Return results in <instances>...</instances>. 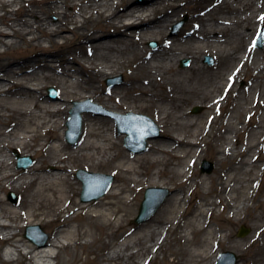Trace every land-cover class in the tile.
<instances>
[{
  "label": "bare ground",
  "instance_id": "obj_1",
  "mask_svg": "<svg viewBox=\"0 0 264 264\" xmlns=\"http://www.w3.org/2000/svg\"><path fill=\"white\" fill-rule=\"evenodd\" d=\"M190 1L152 0L142 5L133 0H0L4 11L0 24L10 30L0 29V47L5 52L23 44L41 50L35 42L46 39L55 43L56 36L69 39L63 32L73 23V33H80L86 41L81 53L92 61L98 78L122 70V60L129 52L138 55L141 72L123 86L115 84L105 95L104 89L95 88V80L88 87L75 82L76 69L68 66L67 58L60 59L65 68H58L53 60L38 59L35 64L50 72L43 76L29 61L11 67L0 59V78L5 73L12 81L6 87L0 80V241L10 246L4 252L9 262L17 254L30 264H51L52 258L63 264L64 253L71 255L73 247L94 243L95 231H112L121 242L96 264H142L140 260L151 264L164 252L169 234L184 231L192 236L184 239L186 244L194 246L185 253V264H214L220 251L231 248L241 254L243 264L249 259L251 264H264V191L260 190L264 176V50H258L252 41L244 45L253 27L264 22V3L215 0L207 14L194 17L196 25L190 32L169 35L170 26L188 10ZM59 2L79 8L83 19L60 14ZM16 5L20 8L15 9ZM54 13L60 17L57 24L49 20ZM96 22L99 28H93ZM111 29L121 37L96 42ZM149 40H159V48L146 49ZM189 44L202 47L193 52ZM184 55L191 61L186 70L177 67ZM208 57H212V65L206 64ZM29 70L33 71L30 75ZM206 74L213 75L207 92L197 101L183 100L179 94L191 91L187 87L191 79L203 80ZM18 77L60 81L64 103L53 102L39 90L17 82ZM239 80L243 82L240 87ZM88 91L90 95L84 94ZM88 97L118 114H140L146 108L126 104L127 98L155 104L162 132L153 135L145 151L135 152L134 140L128 147L122 145L127 135L116 120L90 112L83 118L77 147L67 150V102ZM192 105L205 108L202 116L191 114L188 108ZM6 115L8 122L2 119ZM256 118H260L257 123ZM205 145L218 165L209 176L195 170ZM15 150L33 155L35 164L24 170L15 168L17 158L10 154ZM80 163L114 171L116 181L105 195L89 202L77 199L79 187L71 174ZM146 186L167 187L171 194L153 219L136 226L132 219ZM90 187L99 189L94 183ZM11 191H24L19 203L2 196ZM195 200L199 201L194 213L184 210ZM74 222L76 226H72ZM247 222L252 235L236 241V231ZM37 225L50 227L47 244L42 234L21 237L24 228L37 232L28 230Z\"/></svg>",
  "mask_w": 264,
  "mask_h": 264
},
{
  "label": "rangeland",
  "instance_id": "obj_2",
  "mask_svg": "<svg viewBox=\"0 0 264 264\" xmlns=\"http://www.w3.org/2000/svg\"><path fill=\"white\" fill-rule=\"evenodd\" d=\"M264 3V0H261ZM77 3L79 1H76ZM150 2H152V0H133L132 3H139L142 5H146L149 4ZM60 9H59V13L60 14H64L65 12H67L68 14L71 13L73 15L76 16V18L78 20H82V15L80 13L79 8H73L72 6H64V4L62 2L58 3ZM215 5V0H192L188 3V5L186 6V8L188 9L187 11H185L179 19H176L173 24L170 26L169 30H168V34L171 36H177L178 34L184 33V32H190L193 25L195 24V21H197L196 19L194 20L195 16L201 15L203 16V14H207L205 12H208L209 8H211L212 6ZM15 9H19L20 5H16L14 7ZM39 8H37L38 10ZM40 10H38L39 13ZM89 13H87L88 15ZM0 15H4V11L0 10ZM40 15V14H38ZM37 15V16H38ZM38 18V17H37ZM191 18H193V20H191ZM50 23L51 24H57L59 23L60 17L54 13L51 17H50ZM191 23V24H190ZM99 23L96 22L95 27L93 26V28H99L100 26L98 25ZM98 25V26H97ZM75 24L73 23H69L67 25V29L63 32L64 35H67L69 37V39H65L62 36H56L55 37V43L48 41L46 39L41 40L39 43L35 42L36 44H40L41 45V50H38L36 47L30 46L28 44H23L21 48H17V49H13L10 52H5V48L4 47H0V59L4 60L5 64H10L11 67L15 66L17 67L18 64L25 62V61H29L33 64L34 66V71L37 72L40 76H43L44 74H48L50 72L48 71H42L40 69V67L37 66L36 61L39 60H53L54 64L59 68H65L64 65H61L60 59L67 58L70 62L71 65H68L69 67H73L76 69V71L74 72V77H75V82H79L81 83V85L84 86H89L92 82V80H95L97 83H93L95 88H102L104 89V93L106 95V93H110V89L114 86H110L108 84L109 80H117L118 83H116L117 86H123L124 84H126L132 75H136V74H140V70L139 67L137 66L139 60H138V55H134V52H129L125 55V57L122 60V70H120L118 73L114 74V75H110V76H106L104 78H98L95 70H93L91 67L93 65L92 61H90L88 59V57L83 56L82 55V45L83 42L85 41L84 37L81 36L80 33L78 34H74L73 30H74ZM0 29L3 31H10L8 29L7 26L0 24ZM263 34V39H264V22H262L261 24H258L257 26H254L251 33H249L248 37L246 38L244 45L248 46L251 41L253 42V46L257 47L258 50H264V41L262 42V45L259 46L258 45V40L260 35ZM100 39H96V42H100V41H105V40H110V39H117L121 37L120 33H117V31L115 32L114 29L109 30V32H105L104 34H100ZM86 42V41H85ZM146 49H151V50H157L160 46V41L159 40H149L147 41V43L144 45ZM189 50L191 51H195V49L199 50L200 47H202V45L200 44V46H197L195 44H189L188 45ZM140 53V51H139ZM183 59H188L189 63L187 66L183 67L182 66V60ZM77 60L79 64L74 63V61ZM214 63V61L212 63H210L207 59L206 64L207 65H212ZM191 65V61L189 57H186L185 55L183 56V58L180 60V62L178 63L177 67L186 70L187 68H189V66ZM32 70H29L28 74H32ZM9 74V73H8ZM10 76L6 75L5 73L1 74V78L0 80L6 84V87H9L12 85V81L10 79ZM89 78H91V81H89ZM170 79H174L172 77H168ZM167 80V78H166ZM192 81L190 82V84H188V88L191 89V91L187 92V93H183V94H179L183 100H192V101H197L198 97H202L205 93L207 92V84L213 82V75L212 74H206L205 78L203 80L197 79V78H192ZM16 81L21 83L24 82L27 86H30L32 88H35V90H39L41 93H43L46 97H48L50 100H52L53 102H57V103H64L63 100V96L61 93V83L59 82H49L43 79H39V81H25L22 80L20 77L16 78ZM60 83V84H59ZM243 82L241 80H239L238 82V86H242ZM51 89H54L57 92V97L53 98L51 95ZM193 90V91H192ZM38 92V91H37ZM84 94L90 95L91 93L85 92ZM91 99L93 102V105H95V107L93 108L94 112H91L93 114L105 117V118H110L111 120L115 121L116 119L110 115V112H112L113 110L108 108V107H104V105H102L101 103H99L98 101L94 100L93 98H79V99H71L68 100L67 102V109H66V124L68 123V120L71 118V110L75 107L74 106V102H78V101H84L86 102L87 100ZM134 99L131 98H127L124 100V102L128 105L134 104V105H138L139 107H146L145 109L142 110V112H140V114L143 115H147L149 116L151 119H153V121L155 122V124L157 125V128L159 129L160 133L162 132L161 127L157 121V114L155 113V108H157L158 106L152 103H146L143 101H137L136 103L133 101ZM233 104L232 100L230 101V106ZM86 106H90L89 104ZM201 107V111L198 113H194V109L196 107ZM229 106V107H230ZM258 107V106H257ZM159 108V107H158ZM189 111L191 112L192 115H194L195 117H200L202 116L203 112L205 111V108L202 105H196V106H190V108H188ZM90 112H83L82 116L83 118H85L88 114H91ZM138 113V112H137ZM5 122H8L10 120V117L8 115L4 116L2 118ZM174 119H170V122H173ZM256 123L259 122L260 118H256ZM245 127L248 128V126L246 125ZM246 128V129H247ZM68 130V127H66V131ZM250 131V130H249ZM60 134H62V132H60ZM247 136L250 137V133L247 132L246 134ZM246 135H244V138L246 137ZM64 137V136H63ZM64 142L65 144H67L68 149L67 150H73V148L77 147V145H73L70 144L67 139H66V133H65V137H64ZM248 138V137H247ZM153 139L148 141V144L150 143V141H152ZM44 143V142H42ZM56 142H53L52 144H55ZM78 144V143H77ZM243 144L246 145L245 141L243 140ZM122 145L125 146V139H123ZM204 153L202 154V156L198 159L195 170L198 171L200 174H203L205 176H209L211 174H213L218 165L215 164V161L213 160V152L212 150L205 145L203 147ZM10 154H12L13 156H15V158L18 157V154L21 157H25L28 158L30 157L32 160V165L35 164V159L33 157V155L31 154H27V155H22L20 153V151L15 150L13 152H11ZM263 155V153H262ZM207 160L209 162L212 163L213 165V171L212 173H203L201 168L203 165V161ZM18 158L17 161L15 163V168L19 169V164H18ZM25 163H30L29 160H26ZM258 165L261 166L263 165V162H259L258 161ZM80 169H86L89 170L91 172H95V173H103V174H107V175H112L113 176V183L112 185L115 183L116 181V176L114 175V171L112 169H110V167H106L103 166L101 168H94V167H90L87 164L84 163H80L77 165V167L72 168L73 172L71 174L73 180L75 182H77V186L78 188V200H81V192H82V183L81 181L77 178V171ZM24 170V169H23ZM147 188H150V186H146L142 193L141 196L138 200V204H137V215L132 219V222L136 225V226H140L141 224L153 219L156 214L158 213V211L155 213V215H153L149 220L141 223V224H137L135 223V219L138 216L139 210H140V206L141 203L144 199V194ZM155 191V197L156 199L166 195V190L168 191V195L169 196L171 194L169 188L167 187H158ZM165 189V190H163ZM260 190L264 191V176L262 178V183H261V187ZM24 191H20V192H15V191H11L7 194H2L3 197H7L9 198V194L10 193H14L17 197V201L14 202L12 200H10L13 203H19L21 201L22 195H23ZM168 198V197H167ZM94 201V200H93ZM198 201L199 200H195V201H191V203L189 202V204L187 205V207H185L184 210L187 211H191L192 213H194L198 207ZM164 204V203H163ZM162 204V205H163ZM161 205V206H162ZM79 221H82V216L79 217L78 219ZM77 222H74L72 224V226H76ZM42 228V231L45 233V235H47L48 240L46 242V244L48 243V241L50 240V227L48 226H42L39 225ZM242 226H246L249 229V232L246 236L244 237H239L238 236V232L241 229ZM26 229L24 228L23 231H21V237H25L26 234ZM112 231H108V232H104V231H95L94 236L96 237V240L94 241L93 244L87 246V247H73L72 250L70 251L71 255H68V253H64L63 254V264H96L98 262V260L102 259L105 255L109 254L111 251H113V249L115 247L118 246V244L121 242V238L119 235H112L111 234ZM253 233L252 231V226L250 222H247L246 225H241L238 230L236 231V241L238 242H243L245 241L249 236H251ZM170 236L168 237V240L165 243V250L164 252L160 251L157 255V258L155 260L152 261L151 264H185L188 261V257L185 256L186 252H191L194 249V246L191 245H187L185 240H190L191 239V235L188 234V232H184V231H177L173 234H169ZM201 237V236H200ZM41 238H44L43 236ZM90 238H87V240ZM185 239V240H184ZM42 240V239H41ZM66 241V240H64ZM9 244L3 241H0V264H30L29 261L20 258L17 254L13 255L14 258V262H9L8 258L4 255V252H6V250L9 249ZM56 251V250H54ZM225 252H233L238 259L237 264H243V258L241 256V254L231 248V249H225L219 252L218 257L216 259V261L214 262V264H217L219 259L221 258L222 254ZM142 264H145L144 260H140ZM51 264H61L59 262L58 259L56 258H52L50 260ZM252 261L251 259H249L247 261L246 264H251Z\"/></svg>",
  "mask_w": 264,
  "mask_h": 264
},
{
  "label": "water",
  "instance_id": "obj_3",
  "mask_svg": "<svg viewBox=\"0 0 264 264\" xmlns=\"http://www.w3.org/2000/svg\"><path fill=\"white\" fill-rule=\"evenodd\" d=\"M260 45H261V41H260ZM187 65H188V61H183V66H187ZM52 96L56 97L55 90H52ZM88 102H91V101H88ZM82 104H83L82 102H76L75 103L76 107L71 112L72 116H71V119L69 121L70 130L67 133L68 139L71 143H75L77 141L80 133H81L82 121H83L81 113L83 111L89 110V109H81L80 106ZM198 111H200V109L195 110V112H198ZM129 116L135 117L136 115L130 114ZM118 117L119 118H125L124 116H118ZM132 137H133V135H132V133H130V136L127 139L128 145H130V143H132ZM146 141H147V138L143 137L141 140V148L136 149L138 152L143 151L145 149L146 144H147ZM23 161H24V159H21V162H23ZM30 165H31V163H27V164L20 163L19 166L23 167V168H27ZM212 170H213V165L210 162L205 161L204 166L202 168V171L211 173ZM77 176L83 182L82 200L84 202L91 201L93 199H98L99 197L103 196L107 192V190L109 189L111 182L113 180L112 177H110V176L101 175V174H94V173H90L86 170H80L78 172ZM93 178L107 179L105 186L95 195L90 194V191H89L90 190V182ZM154 191H155L154 189H148L146 191L145 199L142 203L139 217L136 220L137 223H142V222L148 220L149 218H151L156 213V211L158 210L160 205L164 202L166 196H163L157 202H154V200H153V192ZM12 198L14 200H16L15 196H13V195H12ZM31 229L40 230V227L35 226V227L29 228L28 230H31ZM247 233H248V230H246L243 227L239 232V236L244 237L245 235H247ZM33 236H34V234L30 233L29 231L26 234V237L30 238V239H32ZM46 239H47V236H45V240ZM41 244L44 246L45 242H43V243L41 242ZM236 263H237L236 255L229 252V253L223 254V260L219 264H236Z\"/></svg>",
  "mask_w": 264,
  "mask_h": 264
},
{
  "label": "snow or ice",
  "instance_id": "obj_4",
  "mask_svg": "<svg viewBox=\"0 0 264 264\" xmlns=\"http://www.w3.org/2000/svg\"><path fill=\"white\" fill-rule=\"evenodd\" d=\"M262 19H264V18H262Z\"/></svg>",
  "mask_w": 264,
  "mask_h": 264
}]
</instances>
